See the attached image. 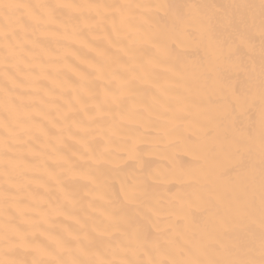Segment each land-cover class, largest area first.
<instances>
[{"label":"bare ground","instance_id":"1","mask_svg":"<svg viewBox=\"0 0 264 264\" xmlns=\"http://www.w3.org/2000/svg\"><path fill=\"white\" fill-rule=\"evenodd\" d=\"M23 3L128 4V3H200L222 6L229 14L231 5L253 4L256 27L241 28L250 36L254 51L242 55L248 67H254L253 88L259 91L260 0H20ZM239 9L237 14L247 12ZM62 9L57 25L41 28L29 40L39 41L33 49L34 67L28 80L26 100L32 116L31 150L26 191L23 197L24 216L16 215L14 223L23 224L36 243L21 248L15 256L28 261L47 258L35 251L37 246L51 244V238L69 233H88L95 237V249L105 258L119 259L115 239L122 228L111 227L109 237L97 233L108 227L105 209L108 201L123 197L122 187L139 185L143 195L127 205L123 213L137 221V227L149 239L172 237V229H183L194 242H201L204 225L214 230L218 243L230 245L235 234L231 225L221 224L215 207L199 201L190 202L198 187L194 183L205 165V157L213 138L205 135L220 123L231 110L233 92L246 87L247 74L232 70L207 89L211 105L202 102L205 89L194 82L187 100H168L184 94V88L173 87V76L166 71L167 61L155 66L147 61L158 55L157 50L141 40L131 46L129 55L121 49L128 46L122 34L113 31L111 20H103L105 10ZM216 30L229 42H239L234 29L216 24ZM31 47V43L28 45ZM185 60L199 63L205 57L203 48L181 49ZM247 52L248 49L244 48ZM5 50L0 40V99H2ZM143 66V67H142ZM146 68V70H145ZM155 101V103H154ZM165 107L168 111H165ZM3 110L0 107V119ZM259 119L258 106L245 116ZM43 133V134H42ZM3 131L0 129V137ZM3 177L0 176V185ZM258 194V183H257ZM230 190L225 192V203ZM149 206L160 209L159 215ZM4 203L0 195V227L4 222ZM122 213V214H123ZM224 214L223 204L219 215ZM25 221H27L25 223ZM96 232H93V229ZM206 242V240L204 241ZM256 244L259 243L258 226ZM0 252V259H4ZM11 258V257H10ZM128 258H134L129 256ZM138 258L145 259L142 253Z\"/></svg>","mask_w":264,"mask_h":264},{"label":"snow or ice","instance_id":"2","mask_svg":"<svg viewBox=\"0 0 264 264\" xmlns=\"http://www.w3.org/2000/svg\"><path fill=\"white\" fill-rule=\"evenodd\" d=\"M229 14L222 6L200 3L182 5L170 3H128V4H70V3H23L20 0H0V40L3 41L5 58L3 63L2 99L3 110L0 119V195L4 203V222L0 227V252L4 259L0 264H29L15 256L21 248L33 246L36 242L23 224L14 223L16 215L24 216L22 193L26 191L28 167L27 153L31 150L32 116L26 100L28 80L35 66L33 49L39 41L29 40L41 28L50 29L57 25L58 11L62 9H96V15L105 10L102 19L111 20L113 31L122 34L128 46L121 51L131 52V46L141 40L157 50L158 55L147 61L155 66L168 62L166 71L173 76V87L184 88V94L169 96L168 100H187L194 82H202L205 94L202 102L213 103L207 92L223 73L239 70L247 74L246 87L233 92L231 110L220 118V123L209 129L205 135L213 138L212 147L205 157V165L194 183L198 187L191 194L190 202H201L217 209L214 213L221 224L231 225L229 231L235 234L230 245L218 243L214 230L204 225L201 242H194L196 234L189 238L183 229H172L173 236L149 239L137 227L133 217L123 209L135 203L143 195L139 185L122 187L123 197L117 193L116 201L109 200L112 210L105 209L108 227L97 235L109 237L112 247L111 227L122 228L115 239L113 255L123 253L119 259H108L95 249V237L88 233H69L64 237L51 238V244L37 246L35 251L45 258H34L30 264H264V0H260L259 32L262 38L260 49L259 91H254V67H248L241 59L254 49L251 36L241 28L256 27L253 4L231 5ZM247 12L238 13L239 9ZM216 24L234 29L239 42H229L221 37ZM31 43V47H29ZM193 48L205 51L199 63L185 60L181 49ZM244 48L248 51L245 52ZM143 67V66H142ZM146 70V68H145ZM155 103V101H154ZM259 108L258 121L245 116L255 107ZM165 111L168 108L165 107ZM43 134V133H42ZM258 183V194H257ZM230 190L225 203V192ZM223 204L224 214L219 215ZM149 211L159 215L160 209L149 206ZM123 213V214H122ZM27 221H25L26 223ZM258 226L259 243L256 244ZM97 230L94 228L93 232ZM206 240V242H204ZM143 254L145 259L138 258ZM129 256L134 258H128ZM11 257V258H10Z\"/></svg>","mask_w":264,"mask_h":264}]
</instances>
